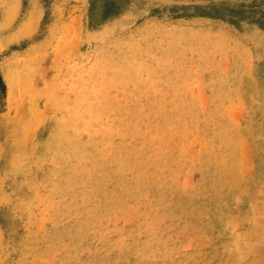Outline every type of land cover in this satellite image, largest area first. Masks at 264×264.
I'll use <instances>...</instances> for the list:
<instances>
[{"label": "rangeland", "instance_id": "374dc122", "mask_svg": "<svg viewBox=\"0 0 264 264\" xmlns=\"http://www.w3.org/2000/svg\"><path fill=\"white\" fill-rule=\"evenodd\" d=\"M0 264H264V0H0Z\"/></svg>", "mask_w": 264, "mask_h": 264}, {"label": "trees", "instance_id": "16d2710c", "mask_svg": "<svg viewBox=\"0 0 264 264\" xmlns=\"http://www.w3.org/2000/svg\"><path fill=\"white\" fill-rule=\"evenodd\" d=\"M0 89L3 90V84H2V82H1V80H0Z\"/></svg>", "mask_w": 264, "mask_h": 264}]
</instances>
